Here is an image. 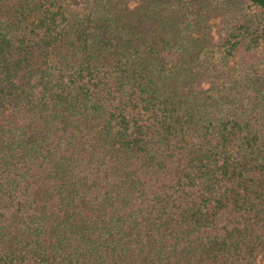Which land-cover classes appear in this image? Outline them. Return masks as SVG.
Masks as SVG:
<instances>
[{
    "label": "trees",
    "instance_id": "1",
    "mask_svg": "<svg viewBox=\"0 0 264 264\" xmlns=\"http://www.w3.org/2000/svg\"><path fill=\"white\" fill-rule=\"evenodd\" d=\"M262 255L264 0H0V264Z\"/></svg>",
    "mask_w": 264,
    "mask_h": 264
},
{
    "label": "rangeland",
    "instance_id": "2",
    "mask_svg": "<svg viewBox=\"0 0 264 264\" xmlns=\"http://www.w3.org/2000/svg\"><path fill=\"white\" fill-rule=\"evenodd\" d=\"M258 263L259 264H263L264 263V255H262V256L259 257Z\"/></svg>",
    "mask_w": 264,
    "mask_h": 264
}]
</instances>
